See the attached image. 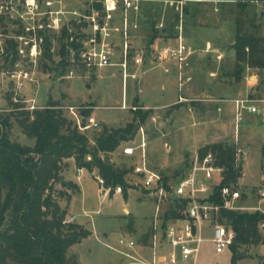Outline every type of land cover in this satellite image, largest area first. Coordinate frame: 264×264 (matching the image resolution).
<instances>
[{"label": "rangeland", "instance_id": "374dc122", "mask_svg": "<svg viewBox=\"0 0 264 264\" xmlns=\"http://www.w3.org/2000/svg\"><path fill=\"white\" fill-rule=\"evenodd\" d=\"M97 2L101 4V0ZM238 3L244 4L238 5ZM93 4V0H0L1 111L10 112L11 102L27 106L29 103L26 100L34 99L35 105L40 108H44L49 102H54L69 120L85 127L80 112L88 110L99 126L79 129V132L88 137L91 145L95 142V134L103 126L124 128L128 123H132L135 131L132 135L128 134L127 141L122 142L113 153H100L103 158H109L116 166L125 169L127 172L124 180L131 184L140 181L132 170L130 172V168L141 162V151L137 150V156L132 160L123 155L122 148L128 144L136 146L142 132L146 141L147 163L157 168L163 175L171 177L172 183H176L177 179L169 174H174V169L187 171V161L189 162L192 154L200 146L221 142L225 140L224 136L229 138L228 144H232L235 136L233 102L220 100L215 103L221 107L219 112L213 102L203 99L247 97L254 99L258 107L264 106L260 101L264 100V5L261 0L188 2V7L183 8V24L187 19L190 34L188 43L196 50L189 59L188 69L194 73L193 68L196 66V73L203 71L205 74L209 71H217L214 77L208 76L212 87L207 88V80L200 76L197 83L192 81L187 84L190 91L186 90V86L184 91L180 92L177 74L172 70L164 72L161 67L149 64L148 58L144 56L143 62L148 65L144 68L145 74L141 82L130 84L127 88V98H123L122 93L121 67H104L97 72H88L81 68L77 59L75 60L73 50H69L68 46L60 49L61 43L66 42V39L63 40L61 37L63 28H66L68 34L82 45L94 34L93 22L89 17L93 11L99 12L96 22L104 23L101 18V8L97 9ZM150 9L147 7L145 11L150 12ZM155 9L151 20L156 24L161 15L160 20L164 17V25L169 27L170 34L174 32V25L179 22V14L175 9L171 8L168 10L170 12L163 7H155ZM187 9H190L188 18L185 14ZM87 16L89 19L86 18ZM109 24L116 25L112 22ZM152 28L151 33L148 31V38L160 34L159 28L155 29L156 26ZM238 32L252 34L261 40V51L254 53L251 64H238L236 59L231 57L232 55L226 54L218 64L215 59L201 52L200 47H203L206 41L217 39L225 42L221 49L229 51L226 43L233 41L234 34ZM110 35L116 51L114 59H117L121 56L122 50L121 32L111 30ZM43 37L51 39L52 61L43 56ZM130 40H132L131 36ZM10 41L17 44L18 54L14 56L12 48L10 50L12 53L7 56L5 53L1 55ZM134 43L130 44V57L135 55V50L142 53L140 51L142 47L133 46ZM32 44L36 46V52L33 51ZM62 52L66 53L68 58L65 64L59 63L63 56ZM173 63V61H165L164 65L172 67ZM19 71H28L33 79L32 82H25L20 89L17 88L15 80V75ZM179 95L186 100L171 106L178 100ZM122 102L127 106H138L141 111L146 110L145 106L157 108L149 109V113L143 119L140 117L133 119L131 107L120 108ZM69 106H74L75 109L72 111L68 109ZM260 109L262 113L259 117L264 118V108ZM239 131L242 141L243 137L247 136L248 143L243 145L248 153L243 161L238 184L243 188L246 186L252 194L249 200L241 204L254 206L258 203V199L253 194L260 182L259 147L264 140V126L260 123L251 124L245 119L240 123ZM10 137L21 144L30 146L34 144V140L23 134L15 122ZM65 160L63 178L65 176L66 179L78 181L82 194L72 193L74 196L69 202L60 198L59 204L66 208L71 201L67 216L74 215L78 223H82L92 231L91 235L68 249V258L74 259L78 264H135L132 263L131 258L120 252V250L130 252L131 248L120 245L118 241L121 237L136 240L145 232L150 225L154 198L139 185L127 190V198H124L122 193L103 198L93 176L87 171L76 174V167L69 165ZM54 188L61 190L62 186L57 182ZM260 204L264 206V201ZM84 212L89 213V217H86ZM259 230L264 235V227H260ZM238 251L243 257L237 260L236 264H264V243L244 246ZM134 252L144 257L147 256L148 249L140 252L138 248H134ZM231 261L230 251L217 254L210 241L202 244L199 264H231Z\"/></svg>", "mask_w": 264, "mask_h": 264}, {"label": "trees", "instance_id": "16d2710c", "mask_svg": "<svg viewBox=\"0 0 264 264\" xmlns=\"http://www.w3.org/2000/svg\"><path fill=\"white\" fill-rule=\"evenodd\" d=\"M93 3V7L101 8L97 0ZM61 37L66 42L61 43L60 49L68 46L77 59L82 45L68 34L66 28L62 29ZM260 42L252 34L238 32L233 44L237 63L251 64L254 53L261 51ZM42 44L44 58L52 61L51 39L43 37ZM16 47L17 44L10 41L1 55L5 53L7 56L13 48L16 56ZM62 54L59 63L65 64L68 58L66 53ZM10 104V112L0 110V264H78L68 258L67 251L91 232L75 222L62 223L67 212L61 208L59 199L68 202L72 193L79 192L76 183L63 181V161L74 158L77 168L90 173L96 169L105 187L121 186L126 198L129 184L125 182L124 175L127 171L100 153L114 152L129 139L128 134H134V125L128 123L124 128L103 126L91 145L88 137L79 132L77 124L64 115L58 104L49 102L44 108L31 111L25 109L24 104ZM147 114L148 111L134 110L133 119H143ZM88 116L90 114L85 110L84 117ZM14 122L23 134L34 140L32 146L11 139ZM209 150L216 153L218 163L225 167L220 185L237 183L240 172L234 164V147L227 141H221L206 144L198 152L204 154ZM57 182L61 184V190L54 188ZM220 221L230 225L235 232L229 248L231 264H236L243 257L238 251L241 247L264 243V235L259 230L264 213L223 210ZM147 238L145 234L141 242L147 243Z\"/></svg>", "mask_w": 264, "mask_h": 264}, {"label": "built area", "instance_id": "2783aa9c", "mask_svg": "<svg viewBox=\"0 0 264 264\" xmlns=\"http://www.w3.org/2000/svg\"><path fill=\"white\" fill-rule=\"evenodd\" d=\"M140 2L141 0H101V18L104 23L99 24L96 22L99 16L98 11H93L92 15L89 16L93 22L94 34L83 42L79 51L77 60L81 67L87 70H96L103 67L119 66L121 67L124 85H126L128 79L143 74L142 70L133 72L130 70L131 62L139 67L143 64L144 59V55L140 52H136L133 57H130L129 28L132 23L129 13H138ZM168 3L175 5L179 14V22L176 25V45L158 48L155 59L157 63L166 59L176 61L181 86L184 81L190 80V76L185 75L183 69L193 50L186 45L183 35V2L169 1ZM118 12L122 17L121 27L111 28L109 23L115 20ZM111 30L121 32L122 50L118 61L114 59L116 51L114 44L110 41ZM31 47L36 52V46L32 44ZM15 80L18 89L22 88L25 82L33 81L28 71H19L15 75ZM182 100L185 101L186 99ZM260 101L264 103V100ZM29 102V105L24 106L25 109L31 111L39 108L35 105L34 100H29ZM254 102V99L247 97L233 100L236 128L243 121L244 111L252 114L262 113V110ZM121 108H126L125 104H122ZM68 109L73 111L75 107L69 106ZM83 118L86 126L83 127L80 123H77L78 129L98 128L99 124L93 116H81V119ZM235 142L234 159L235 165L239 166L240 160L247 155V151L239 146L237 136ZM145 147L146 142L141 139L136 146L128 144L122 149L123 155L129 157L135 156L137 150L141 151V162L131 170L133 174L140 178L137 184L145 189L155 201L154 214L151 220V233L147 244L150 257L145 259L128 253L127 256L133 260L132 263L199 264L201 246L204 242L210 241L213 244L214 252L217 254L225 252L233 244L234 229L220 221L223 210L264 213V206L260 204L261 201H264V143H262L261 150L260 182L253 194L258 199V203L254 206L241 204L249 196L244 195L238 183L220 185L225 174V167L218 163L217 155L214 152L194 154L187 171H180L177 176H174L177 179L176 183H172L171 179L166 178L162 172L147 165ZM82 170L83 168H77L78 174ZM97 180L100 185L99 191L103 196H108L111 190H114V193L122 192L121 186L105 187L102 178ZM73 222V217L65 218L62 221L63 224ZM260 226H264V221L260 223ZM118 242L120 245L128 246L131 249L136 245L133 240L125 238H120Z\"/></svg>", "mask_w": 264, "mask_h": 264}, {"label": "crops", "instance_id": "0c3cea01", "mask_svg": "<svg viewBox=\"0 0 264 264\" xmlns=\"http://www.w3.org/2000/svg\"><path fill=\"white\" fill-rule=\"evenodd\" d=\"M163 2H161V0H141V2H140V10H139V12L138 13H135V12H130L129 14H130V21H131V25H130V28H129V35L131 36V39L132 40H130V44L133 42H135L134 43V45L133 46H138V47H142V48H140L141 50V52H142V54L145 56V58H148V62H149V64H154V66H157L158 68H162L163 69V71L164 72H170L171 70L172 71H174V73L175 74H177V80H178V89H179V91L180 92H183L184 91V89L186 88V86H187V84L188 83H190V82H192V81H194V83H197V81L200 79V76H203L204 77V79L205 80H207V84H206V87L208 88L209 86L210 87H212V85L210 84V80L211 79H209L208 78V76L209 77H214L215 75H216V73H217V71H209L208 72V74H205L203 71H200V73L198 72V73H196V66H195V68H193L194 69V73H192V72H190V70L188 69L189 68V59H190V57H192V55H194L195 53H196V50L193 48L194 46L193 45H191L190 43H188V41H189V38H190V34H189V27H188V23L186 22V20L187 19H185V24H183V29H184V26H185V29L183 30V35H184V39H185V43H186V45L188 46V47H190L192 50H193V52H192V54L188 57V60H187V64L184 66V74L185 75H188V76H190V80H187V81H184V83L180 86V84H179V78H178V72H177V63H176V61L175 60H172V59H166V60H164V61H162V62H160V63H157V60L155 59V53H156V51L158 50V48H161V47H163V46H175L176 45V40H175V36H176V34H177V29H176V25H174V32H172L171 34H170V32H169V27L168 26H165L164 25V17L160 20V17H161V15H160V17H158V22L155 24L154 22H153V20H151V17H153L154 15V12L156 11V9H155V7L157 8V7H163V9H167V11L168 10H170L171 8H174L175 9V11L178 13V11L176 10V8H175V5H170L168 2L169 1H174V2H176V1H182L183 2V8L186 6V7H188L187 6V4H188V2H190V1H192V0H162ZM168 1V2H167ZM262 3V2H261ZM241 4H244V3H238V5H241ZM169 5V6H168ZM262 5H264V3H262ZM147 7H150L151 9H150V12H147V11H145L146 9H147ZM165 7V8H164ZM170 7V8H169ZM253 11V10H252ZM168 12H170V11H168ZM185 14H186V18H188V16H189V14H190V9H187V11L185 12ZM122 17H121V14L118 12L117 14H116V16H115V20L112 22L116 27L118 26V27H120V25H121V21H122V19H121ZM117 20V21H116ZM160 20V21H159ZM153 23H154V25H153ZM187 23V24H186ZM112 24V25H113ZM136 25L135 27L133 26V25ZM115 26H111V28L112 27H115ZM155 26L157 27V28H155ZM152 27H154L155 29H158L159 28V30H160V34L159 35H157V36H153V37H150V38H148V34H149V32L148 31H150V33H151V31H152ZM115 31V30H114ZM119 32V31H118ZM236 34L237 33H235L234 34V39H233V41H231L230 43H226L227 45H228V50L229 51H224V50H222L221 48H222V46L224 45V43L225 42H222V41H220L219 39H217V40H214V41H206L205 43H204V46L203 47H200V45H198L200 48H201V52L203 53V54H205V55H207V56H210L212 59H215V61L219 64L221 61H222V59L224 58V55L226 54V55H229V56H231V57H234L235 58V51H234V49H233V44H234V42H235V38H236ZM148 35V36H147ZM147 38V39H146ZM111 41V40H110ZM112 43H113V41H111ZM136 42H137V44H136ZM261 43V42H260ZM114 44V43H113ZM132 45V44H131ZM140 45V46H139ZM115 47V46H114ZM143 48L145 49V50H143ZM224 48V47H223ZM81 49V48H80ZM259 49L261 50V48H260V46H259ZM135 52H138V50H135ZM260 52V51H259ZM149 55L151 56V57H149ZM115 57V56H114ZM75 58V57H74ZM75 60H76V58H75ZM116 61H118V60H120V57L119 58H117V59H115ZM165 61H168V62H170V61H173L174 63H173V66L171 67H167L166 65H164L165 64ZM131 62V61H130ZM146 66H148L145 62H143V64L141 65V66H139V67H137V66H135L132 62L130 63V70L133 72V71H139V70H142L143 71V74H145V70H144V68L146 67ZM109 67H112V66H109ZM81 68H83V67H81ZM104 68V67H103ZM84 70H86V71H88V72H97V71H99L100 69H96V70H87V69H85V68H83ZM102 69V68H101ZM167 69V70H166ZM191 70H192V68H191ZM143 74H140L138 77H136V78H130V79H128L127 81H126V85H124V83H123V79H122V93H123V98L125 97V98H127V88H129V86H130V84L131 85H133V83H135V82H141V80H142V78H143ZM206 77V78H205ZM191 86V85H190ZM187 91H190V89L188 90V86H187V89H186ZM237 98H241V97H237ZM237 98H214V97H211V98H208V99H203V101H208V102H213L214 103V105H215V108L217 109V111H221V107L220 106H218V105H216L215 103H217L218 101H220V100H226V101H228V102H233V100L234 99H237ZM182 99H186L185 97H183V96H180L179 95V98H178V100L175 102L176 104L177 103H179V102H181V101H184V100H182ZM31 100H34V99H30V101ZM29 104H30V102H29V100H26ZM127 103V102H126ZM175 103L173 104V105H175ZM122 104H125V103H123L122 102ZM122 104H121V106H122ZM234 104V103H233ZM262 104H264V103H262ZM173 105H171V106H173ZM26 106V105H25ZM37 106V105H36ZM121 106H120V108H121ZM125 106H126V108H121V109H127V108H129V107H131V109H132V112L134 111V110H140V109H138L137 107L138 106H132V105H130V106H127V104H125ZM39 108H40V106H38ZM132 107H135L134 109L132 108ZM144 107V106H143ZM234 107V110H233V112H234V122H235V106H233ZM259 107H260V105H259ZM151 108H157V107H151V106H145L144 107V109H146V110H143V111H148V113H149V109H151ZM260 108H264V106H262V107H260ZM38 109V108H37ZM80 114H81V116H84L85 115V112L84 111H81L80 112ZM91 116H92V114H90ZM260 115L259 114H252V113H250V112H248V111H244V118H243V121L245 120V119H247L251 124H256V123H260L262 126H264V118H261V117H259ZM94 117V116H93ZM95 118V117H94ZM84 121H85V119H84ZM242 121V122H243ZM240 125V124H239ZM237 130H238V133H237ZM239 126L236 128V124H235V136H234V139L232 140V144H230V145H232L233 147H234V152H235V148H236V142H235V139H236V136H237V138H238V144H239V146H241V147H243L244 148V143H248V139L246 138L247 136L245 135L243 138H244V140L242 141L241 140V137H239ZM141 139H144L145 140V136H144V133L142 132V136H141V138H140V141H141ZM224 139L225 140H223V141H227V139H229L228 137H225L224 136ZM140 141H139V143H140ZM250 141V140H249ZM146 142V141H145ZM138 143V144H139ZM213 143H215V142H213ZM262 143H264V140H262ZM262 143L260 144V147H259V149H260V159H259V161H260V170H259V172L261 173V150H262ZM167 144V143H166ZM209 144V143H208ZM206 145V144H205ZM204 146V145H203ZM203 146H200L199 148H201V147H203ZM168 147V146H167ZM198 148V149H199ZM123 149V148H122ZM198 149H197V151H195L194 152V154H196V153H198L199 154V152H198ZM245 149V148H244ZM116 151V150H115ZM209 151H211V150H209ZM208 152V151H207ZM213 152V151H212ZM113 153V152H112ZM137 153V152H136ZM206 153V152H205ZM248 153V152H247ZM194 154H192V156L190 157V159H189V162L187 161V164H188V166H189V163H190V161H191V158L193 157V155ZM216 154V153H215ZM235 155V154H234ZM125 156V155H124ZM135 156H137V154H135ZM135 156H133V157H129V156H126V157H128V158H130V159H132V160H134L135 159ZM90 157H88L87 159H89ZM245 160V156L240 160V165L239 166H236V167H238L239 168V172H240V176H241V172H242V170H243V161ZM65 161H68L67 163H69V165H72L73 167L75 166L76 167V165H75V161H74V158H68V159H66ZM112 162V161H111ZM146 163H147V160H146ZM234 164H235V159H234ZM147 165L150 167V168H152V169H155V170H157V171H159L157 168H154V167H152V166H150V164L149 163H147ZM75 169H77V167L75 168ZM176 169H179V168H176ZM85 171H87L86 169H84L83 168V170L81 171V173H79V174H82L83 172H85ZM96 169H94L91 173L90 172H88L87 171V173H89L91 176H93V178L96 180V182L98 183V178H101V177H99L98 176V173H96ZM174 171V174L176 175V171H178L179 173H180V171L181 170H176L175 171V169L173 170ZM131 172V171H130ZM76 174H78V172L76 171ZM78 174V175H79ZM174 174H169V175H174ZM63 175H64V172L62 173V178H63ZM81 176V175H80ZM177 176V175H176ZM174 177V176H173ZM65 178V179H64ZM64 178H63V181H72V182H74V183H76L77 185H78V187H79V192L77 193V194H79V195H81L82 194V189H81V185L79 184V182L78 181H74V180H70V179H66V177L64 176ZM79 178V177H78ZM168 178H171V177H168ZM103 179V178H102ZM239 179V178H238ZM237 183H238V180H237ZM98 185H99V183H98ZM139 184H137V183H131V184H129V187L127 188V190H129V189H131V188H133V186H135V187H137ZM140 186V185H139ZM99 187H100V185H99ZM99 187H98V190H99ZM141 187V186H140ZM245 188H243V187H241V189H242V192L246 195H248L249 197V199H250V197L252 196V194L246 189V186H244ZM143 189V188H142ZM244 189V190H243ZM143 190H145V189H143ZM146 191V190H145ZM147 192V191H146ZM122 193V195H123V192H121ZM120 193V194H121ZM148 193V192H147ZM100 194H101V191H100ZM113 194H115V193H113ZM149 194V193H148ZM73 196H74V194H72L71 195V197H70V200H72V198H73ZM101 196L104 198V197H107V196H103L102 194H101ZM109 196H110V194H109ZM110 197H112V196H110ZM127 198V197H126ZM248 199V200H249ZM246 201V200H245ZM244 201V202H245ZM69 202V201H68ZM70 204H71V201H70V203H69V205H68V207L66 206V208L65 207H63V206H61V208H65L66 209V212L68 213V210H69V208H70ZM154 207H155V201H154ZM97 212H99L98 210H97ZM96 212V213H97ZM67 213H66V218L67 219H69V218H71V217H73L74 218V222L75 223H78L76 220H75V216L74 215H70V216H67ZM153 214H154V208H153V212H152V215H151V217H150V225H148L147 226V229H145V232L143 233V234H141L140 236H139V238L138 239H136V240H134V239H128V240H133L135 243H136V245L130 250V252H125L124 250H120V252L124 255V256H126V257H128L127 256V254L128 253H132V255H134V256H138V257H142V258H145V259H148L149 257H150V251H149V248H148V246H147V244H148V240H149V237H150V233H151V220H152V216H153ZM84 215L86 216V217H89V213H87V212H84ZM78 224H80V225H83L82 223H78ZM84 226V225H83ZM85 227V226H84ZM262 228V227H264V226H260V224H259V228ZM86 228V227H85ZM86 229H88V228H86ZM90 232H91V234H92V231L90 230V229H88ZM90 234V235H91ZM105 234V236H106V233H104ZM148 235V238H147V243H143V242H141V240H142V238L144 237V235ZM121 238H125V237H121ZM126 239V238H125ZM107 240H109V239H107ZM137 241H138V243H137ZM134 248H138L139 249V251L141 252H145V250H147L148 249V254H147V256H141V254H139V253H135L134 252ZM226 251H229V249L228 250H226Z\"/></svg>", "mask_w": 264, "mask_h": 264}, {"label": "water", "instance_id": "95a60500", "mask_svg": "<svg viewBox=\"0 0 264 264\" xmlns=\"http://www.w3.org/2000/svg\"><path fill=\"white\" fill-rule=\"evenodd\" d=\"M52 98H51V96H50V100H51ZM179 174V172L178 171H176V175H178ZM113 193H114V190H111V192H110V196H112L113 195Z\"/></svg>", "mask_w": 264, "mask_h": 264}]
</instances>
